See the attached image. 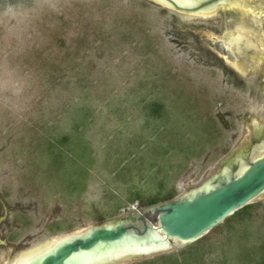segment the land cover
<instances>
[{
    "label": "rangeland",
    "instance_id": "obj_1",
    "mask_svg": "<svg viewBox=\"0 0 264 264\" xmlns=\"http://www.w3.org/2000/svg\"><path fill=\"white\" fill-rule=\"evenodd\" d=\"M258 6L222 18L151 0H0V264L196 187L251 140L252 120L264 134V85L224 82L218 57L243 21L264 47ZM250 204L118 264H254L255 248L263 262L264 194Z\"/></svg>",
    "mask_w": 264,
    "mask_h": 264
},
{
    "label": "water",
    "instance_id": "obj_2",
    "mask_svg": "<svg viewBox=\"0 0 264 264\" xmlns=\"http://www.w3.org/2000/svg\"><path fill=\"white\" fill-rule=\"evenodd\" d=\"M151 1L191 15L209 13L216 7V0H195L192 5L178 0ZM232 1L264 5V0ZM251 124V140L196 187L134 212L58 235L9 257L3 264H118L198 240L264 194V134L257 121Z\"/></svg>",
    "mask_w": 264,
    "mask_h": 264
},
{
    "label": "flooded vegetation",
    "instance_id": "obj_3",
    "mask_svg": "<svg viewBox=\"0 0 264 264\" xmlns=\"http://www.w3.org/2000/svg\"><path fill=\"white\" fill-rule=\"evenodd\" d=\"M199 1V0H198ZM193 2V0L191 1ZM216 8L214 11L211 10L209 13L204 14H193V15H214L215 12H222V18H224L225 13H232L231 17H236L237 13H249L252 17L256 18L262 15L260 12L259 6L260 4H251L245 2H239L232 0H216ZM240 7V8H238ZM174 10V9H173ZM176 11V10H175ZM179 12V11H177ZM181 13V12H179ZM184 14V13H183ZM191 15V14H186ZM235 23V20L231 22V24ZM240 23V26H234L232 29L227 28L222 31V33L218 36V40L222 43V52H224L227 56L218 55L220 61L225 66V69H229L234 80L231 81L229 79V75L227 71L224 70V82L229 84L244 86L247 85V81H253L257 88L254 90L253 95H257L262 87L259 88V85H264V78H260L264 75V71L261 72L259 65H256L255 59L264 56V47L257 39L256 29L251 27L250 21H243ZM232 41L231 43L228 41ZM238 40V41H237ZM236 41L238 44L243 45L247 44L246 48L239 47L238 50L235 49ZM231 49V50H230ZM229 58L230 60H228ZM250 74V78H246V75ZM228 76V79H227ZM260 132L262 133V126L259 125Z\"/></svg>",
    "mask_w": 264,
    "mask_h": 264
},
{
    "label": "trees",
    "instance_id": "obj_4",
    "mask_svg": "<svg viewBox=\"0 0 264 264\" xmlns=\"http://www.w3.org/2000/svg\"><path fill=\"white\" fill-rule=\"evenodd\" d=\"M171 198H172V196L168 197V199H171ZM155 202H158V200L156 198L155 199H149L147 203H148V205H152V204H155ZM252 205L253 204H247V205L241 207L234 214L227 217L225 221L228 222L229 219H231L232 217H234L236 215L246 214L248 212V208H250ZM253 253L256 255V257L255 258H248V259H250V262L252 261V263H254V264H264V260H263V262L260 259L258 260V258H262V257L260 254H258L256 252V248L253 250ZM256 260H258V261H256ZM189 262H191V261H180V262H178V264H190Z\"/></svg>",
    "mask_w": 264,
    "mask_h": 264
},
{
    "label": "bare ground",
    "instance_id": "obj_5",
    "mask_svg": "<svg viewBox=\"0 0 264 264\" xmlns=\"http://www.w3.org/2000/svg\"><path fill=\"white\" fill-rule=\"evenodd\" d=\"M180 3L182 4H189L192 5V3H195V0H193V2H191L192 0H178ZM198 1V0H197ZM216 8V7H215ZM214 11V10H213ZM231 50V49H230Z\"/></svg>",
    "mask_w": 264,
    "mask_h": 264
}]
</instances>
